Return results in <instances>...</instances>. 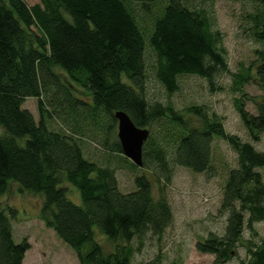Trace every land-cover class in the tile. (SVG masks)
<instances>
[{
    "label": "trees",
    "instance_id": "trees-1",
    "mask_svg": "<svg viewBox=\"0 0 264 264\" xmlns=\"http://www.w3.org/2000/svg\"><path fill=\"white\" fill-rule=\"evenodd\" d=\"M186 1L39 0L27 5L24 0H0V196L9 181L40 195V218L73 250L78 264H130L131 241H140L147 232L161 235L171 219L166 199H153L145 176L136 177L135 190L122 193L111 169L83 157L73 136L82 121L93 126L106 121L103 146L121 153L117 139L108 143L116 111L140 128L160 118L178 127L171 148L151 145L157 168L166 176L172 166L208 170L214 136L235 152L236 167L228 170L222 188L220 207L228 212L224 233H209L195 245L212 254L213 263H224L236 243L243 245L244 222L253 232V223L264 221V183L255 170L264 168V151L226 135L214 115L207 117L200 106L186 109L198 123L191 126L184 114L157 102L148 104L142 95L145 45L155 56L154 75L167 94L177 90L179 76L210 81L226 70L223 52L215 45L218 33L205 13L189 8ZM242 1L262 9L261 17L253 18L252 35L264 44V0ZM131 3L147 14L152 5L163 3L146 36L128 10ZM256 54L238 81L252 79L264 90V50ZM59 74L84 90L88 99L77 97ZM27 97L37 101V122L21 107ZM255 106L252 115L236 101L252 140L264 132V97ZM53 116L68 125L70 133L48 130L45 120ZM146 156L142 151V164ZM66 184L77 190L79 204L66 196ZM94 229L116 243L112 252L96 242ZM244 242L247 258L240 264H263L264 235L256 245ZM27 249L26 241L13 242L8 218L0 209V264H21ZM144 264L159 263L152 259Z\"/></svg>",
    "mask_w": 264,
    "mask_h": 264
},
{
    "label": "rangeland",
    "instance_id": "rangeland-1",
    "mask_svg": "<svg viewBox=\"0 0 264 264\" xmlns=\"http://www.w3.org/2000/svg\"><path fill=\"white\" fill-rule=\"evenodd\" d=\"M32 5L39 0H24ZM163 3L150 7L147 14L139 4L131 3L128 10L147 35L151 28L153 16L157 15ZM186 5L194 10H201L209 20L210 28L218 33L216 47L221 50L226 61V70L215 75L210 81L196 75L177 77L178 88L167 94L154 75L155 56L148 45L143 52L144 82L142 95L148 104L160 103L169 106L175 112L184 114L189 106H200L207 117L214 118L221 124L226 135H233L242 142H249L258 151H264V132L252 140L242 124L236 108V101H241L243 108L252 115L256 114L255 102L264 97V90L253 80L247 83L238 81V75L249 67L257 57V51L264 50V44L252 35L254 16L261 17L262 9L242 0H187ZM60 72V71H59ZM62 73V72H61ZM73 93L82 99H88L84 90L69 82L64 74H59ZM123 81L125 79L121 78ZM37 101L34 97L23 100L22 108L28 110L35 122L38 121ZM190 125L198 124L195 118L186 117ZM70 122L67 123L70 125ZM101 121L96 126L88 122H80L81 130L74 133L83 157L100 167H107L114 172L117 188L122 193L135 190V179L145 176L151 186L153 199L162 196L166 199L171 219L161 235L144 234L140 241L134 238V248L130 264H144L157 259L159 264H215L214 256L196 249V242L203 240L212 233L221 236L224 233L227 210L220 207L222 188L228 170L236 167V155L230 145L220 137H212L210 143L209 169L205 172H193L183 166H172L169 175L161 174L155 163L153 146L161 143L171 148L178 127L166 118L150 123L149 139L142 151L147 152L142 166L132 163L122 153L113 152L103 146L106 136L105 124ZM48 130L70 133L68 125L56 117L45 120ZM116 137V122L108 137V143ZM146 148V149H145ZM144 165V166H143ZM158 167V168H157ZM264 183V168H256ZM66 196L79 204L77 190L66 184ZM42 198L38 194L20 190L17 184L8 182L6 191L0 196V209L4 211L10 225L13 242L22 240L28 244L21 264H78L73 250L62 242L51 228L44 225L40 218ZM246 216V214H245ZM264 235V221L253 223V232L249 231L244 222L242 243L251 241L258 244ZM96 242L105 252H112L114 242L109 241L97 230H93ZM243 245L236 243L231 256L222 264H240L247 255Z\"/></svg>",
    "mask_w": 264,
    "mask_h": 264
},
{
    "label": "water",
    "instance_id": "water-1",
    "mask_svg": "<svg viewBox=\"0 0 264 264\" xmlns=\"http://www.w3.org/2000/svg\"><path fill=\"white\" fill-rule=\"evenodd\" d=\"M113 117L116 120V137L121 153L135 165L141 166L142 147L148 130L134 125L123 111L114 112Z\"/></svg>",
    "mask_w": 264,
    "mask_h": 264
}]
</instances>
